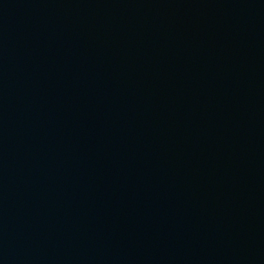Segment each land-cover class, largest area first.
<instances>
[{
  "label": "water",
  "instance_id": "95a60500",
  "mask_svg": "<svg viewBox=\"0 0 264 264\" xmlns=\"http://www.w3.org/2000/svg\"><path fill=\"white\" fill-rule=\"evenodd\" d=\"M0 264H264V0H0Z\"/></svg>",
  "mask_w": 264,
  "mask_h": 264
}]
</instances>
